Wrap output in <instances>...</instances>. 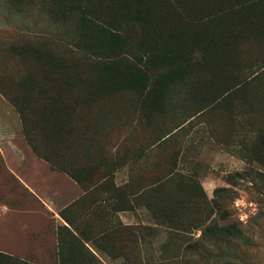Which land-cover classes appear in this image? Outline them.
I'll return each mask as SVG.
<instances>
[{"label": "rangeland", "instance_id": "rangeland-1", "mask_svg": "<svg viewBox=\"0 0 264 264\" xmlns=\"http://www.w3.org/2000/svg\"><path fill=\"white\" fill-rule=\"evenodd\" d=\"M77 19L56 0H0V252L31 264H60V247L66 264H264V178L254 174L264 173V158L249 164L240 153L244 140L256 137L238 133L248 104L215 101L219 93L205 78L173 87L149 118L137 95L93 97L92 67L102 59L80 46ZM125 31L136 38L133 24ZM30 49L64 66L54 79L72 85L58 106L52 91L41 95L29 82L49 73ZM247 58L243 74L250 76L259 53ZM146 71L151 83L164 72ZM79 169H91L92 180L79 185L67 174ZM168 170L193 182L169 183L134 202L116 197L114 187L149 184ZM13 173L24 177L33 198ZM93 184L98 188L86 194ZM175 187L191 197L176 195ZM117 201L131 209L112 211ZM163 212L179 222L161 218ZM118 223L141 232H110ZM227 226L230 237L216 232ZM60 227L93 258L74 260L79 245L64 231L59 237Z\"/></svg>", "mask_w": 264, "mask_h": 264}, {"label": "trees", "instance_id": "trees-1", "mask_svg": "<svg viewBox=\"0 0 264 264\" xmlns=\"http://www.w3.org/2000/svg\"><path fill=\"white\" fill-rule=\"evenodd\" d=\"M60 9L69 8L75 12L78 21V40L80 46L91 55L100 57L92 67L93 78L90 87L93 97L130 93L140 97L147 118L162 111L164 102L173 87L188 81L205 78L204 85L216 88L215 101H243L248 110L243 114L239 130L241 136H256L244 140L241 157L249 164L262 161L264 147V0H56ZM136 27V38L126 35V27ZM30 54L39 63L46 64L49 73L43 75L39 83L29 82L42 95L51 92L55 106L59 105L61 95L70 90L72 83L67 80L58 82L64 66L52 56L36 49ZM259 53L258 68L254 74L246 76L244 70L249 67L247 55ZM248 59V58H247ZM164 72L152 83L146 70ZM236 71L237 73H234ZM203 84V83H202ZM250 86H256L250 91ZM250 87V88H249ZM48 88V89H47ZM58 108L51 110L57 115ZM231 118V117H230ZM55 128L59 127L54 121ZM30 141V140H29ZM31 142V141H30ZM249 146V147H248ZM35 154L49 163L55 170H61L31 143ZM258 147L260 150H258ZM256 148V149H255ZM253 172V171H250ZM71 179L82 185L90 182L94 172L91 169H79L67 173ZM264 178L261 171L254 172ZM109 174L102 177L105 182ZM100 180V181H101ZM193 182L191 176H185L175 170H168L149 184L135 186L126 183L114 187L116 197L130 196L134 202L146 192L166 190L167 184L174 182ZM108 182V181H107ZM176 185V184H175ZM97 184L86 189V194L97 189ZM113 188V187H112ZM128 190L126 193L125 191ZM189 199L190 194L180 187L174 193ZM171 197V192L166 196ZM165 196V197H166ZM131 207V206H130ZM131 209L117 201L112 211ZM175 214L161 218L178 223ZM174 218V220H173ZM169 220V221H170ZM71 226L72 224L69 223ZM70 235L79 245L74 252V260H85L91 253L83 246L71 230L59 228ZM117 234L128 231L135 237L141 229L123 226L120 223L111 228ZM220 235L230 237L231 227L216 230ZM61 239H59L60 242ZM79 254L78 256L76 254ZM74 264H78L75 263ZM0 264H31L12 255L0 252ZM60 264H66L60 247ZM86 264V263H85Z\"/></svg>", "mask_w": 264, "mask_h": 264}, {"label": "crops", "instance_id": "crops-1", "mask_svg": "<svg viewBox=\"0 0 264 264\" xmlns=\"http://www.w3.org/2000/svg\"><path fill=\"white\" fill-rule=\"evenodd\" d=\"M30 162H27V166H29ZM29 174V173H28ZM53 176L50 174L49 178H52ZM55 177V176H54ZM13 179L17 183L18 186H21V189L31 198L34 197L33 190L29 187V185L24 181V177H22L17 173H13ZM48 194V193H47ZM48 201H46L44 204L46 208H48L49 213L55 214L51 208V199L47 197ZM52 217V215H51ZM54 222H57L56 219H54Z\"/></svg>", "mask_w": 264, "mask_h": 264}]
</instances>
